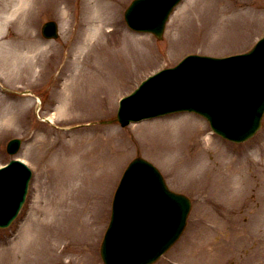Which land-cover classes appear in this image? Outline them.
I'll list each match as a JSON object with an SVG mask.
<instances>
[{"label":"rangeland","instance_id":"rangeland-1","mask_svg":"<svg viewBox=\"0 0 264 264\" xmlns=\"http://www.w3.org/2000/svg\"><path fill=\"white\" fill-rule=\"evenodd\" d=\"M85 1L70 0L66 5V0H57L56 7L41 17L36 31L30 27L33 9L13 16L0 30V81L11 89H31L41 100L39 117L53 119L50 124L37 117L34 96L0 95V164L16 157L32 170L22 211L8 229L0 230V264H64L70 257H58L57 249L69 242L70 251L84 253L80 264H102L99 246L109 220L114 184L137 155L157 166L171 190L187 194L193 202L183 235L155 264L196 263L193 256L199 251L203 264H264V160L254 163L264 157V119L261 131L251 141L231 145L239 150L236 156L240 153L236 159L245 185L238 189L240 193L246 188L244 196L232 194L223 200L231 187L213 191L208 179L203 184L208 183L211 196H216L213 202L204 198L208 191L199 192L201 189L188 185L207 179L220 163L230 164L236 156L221 139L206 142V122L194 115L175 114L125 128L101 124L115 115L119 95L154 68L176 64L182 52L221 55L247 50L264 31V0H183L160 41L128 31L122 14L130 0H113L118 2V19L110 26L115 32L106 34L101 42L115 45L111 54H118L112 61L117 73L106 70L100 61L95 70L89 69L100 48L89 46L77 55V63L70 54L76 52L77 45L66 44L67 32L74 29L67 22L69 15L89 13ZM25 20L28 25L22 23ZM47 20L57 21L58 39L47 41L39 35L41 23ZM19 33L29 39L14 41L11 37ZM123 44L129 50L119 51ZM42 68L43 75H39ZM112 72L114 79L109 80ZM107 81L108 88L104 86ZM65 97L67 109L61 110ZM184 122L194 130L188 137L183 132L176 134ZM14 137L23 141L18 153L10 156L5 148ZM182 142L186 143L181 147ZM159 145L163 149L158 150ZM61 170L70 175L79 170L78 176L92 179L61 183ZM231 182L232 187L239 186L233 179ZM70 192L77 194V202L63 206L61 193L67 197ZM85 198L88 203L83 202ZM203 200L207 204L200 205ZM75 206L84 213L72 222L74 231L69 233V214ZM233 217L236 219L230 220ZM246 221L250 230L245 229ZM61 228L68 229L67 233ZM61 234L68 236L61 239Z\"/></svg>","mask_w":264,"mask_h":264},{"label":"water","instance_id":"water-1","mask_svg":"<svg viewBox=\"0 0 264 264\" xmlns=\"http://www.w3.org/2000/svg\"><path fill=\"white\" fill-rule=\"evenodd\" d=\"M161 1L152 0L150 4L137 8L135 20H139L141 24L145 19L147 21L142 24L143 27H154L155 25L146 18L152 11L156 13L159 10ZM259 51L257 50L256 54ZM162 82L168 84V81L162 80ZM158 85L159 93L162 90L166 91L163 95L160 94L162 102H159L154 109V104L150 101L152 97L147 99L139 97L135 101V105L133 104L134 107H138L137 112H133L124 119L118 117L122 124H127L131 119L155 114L164 101L167 105L174 107L182 98L180 106H195L201 109L202 103L198 102V99L208 98V95L206 98L198 97L197 87L201 84L190 78L179 84L178 88L174 86L175 89L171 86H160V83ZM146 90L143 91V94ZM146 93L148 94L149 91ZM168 94L175 95L177 99L171 100ZM236 97L237 107L240 109L238 112L239 121L229 120L228 124L239 126L240 133L233 134L231 130H228L222 134L230 138L246 139L259 127L260 115L264 109V86L253 87L251 83H247L236 88ZM251 98L254 100H252L254 104L248 111L247 102L249 103ZM221 107L219 105L218 110H221ZM139 108L141 110H138ZM241 110L242 112H240ZM216 122L219 123V120ZM125 174L123 182L115 194L113 217L101 254L105 264H149L178 236L183 227L189 203L184 198L167 192L155 169L141 159L131 162ZM27 178H29L27 172L21 168L16 169L13 165L0 173V182L7 181L8 183L7 187L2 186L0 189V198L6 197V200L2 198L3 201H6V207L9 205L8 207H11L12 210H14V205L19 207L24 197ZM9 197H13L12 201L8 200ZM0 226H2L1 223ZM135 249L141 251L143 255L135 253Z\"/></svg>","mask_w":264,"mask_h":264},{"label":"bare ground","instance_id":"bare-ground-1","mask_svg":"<svg viewBox=\"0 0 264 264\" xmlns=\"http://www.w3.org/2000/svg\"><path fill=\"white\" fill-rule=\"evenodd\" d=\"M107 1H111V0H88V8H89V13L87 15H82L81 17H79L77 19L76 26H77V31L75 32L76 35L74 36V41H76V49L75 50V63L78 62V56L81 52H83V50H85L86 48H88L89 46L92 47H99L100 46V42L99 39L101 36L104 35V27L106 26H110L113 25L116 21V11H117V3L116 2H107ZM67 4L70 3V0H66ZM57 4V0H0V12H2V15H0V19H1V23H0V30L2 29V27H5L9 20L16 15H21L23 14L25 11H30L32 9H35L36 11L40 10H48L53 8L54 5ZM68 16V15H66ZM65 20V17H64ZM66 21V20H65ZM69 22V20H68ZM72 22V18L70 19V23ZM1 34V32H0ZM17 35V34H14ZM4 37V36H3ZM23 37V36H22ZM21 36H13L11 37L14 41L22 38ZM115 46V45H114ZM114 46H103L100 49V53H98L97 58L92 59V63H90L91 65H89V69L95 70L96 66L95 63L100 61V65H103L106 70H112L115 68V64L112 62L114 60V56H112V52L114 50ZM119 50L122 51H126L129 50V48L127 47V45H123ZM99 51V50H98ZM74 54V53H73ZM102 70H104L103 68H101ZM66 100H68L66 97L64 99L63 102H61V110L64 109L66 110ZM71 106H69L68 108H70ZM6 116V115H4ZM51 119V118H50ZM228 169L233 170L234 167L233 166H229ZM78 172L79 170L75 171L74 173H72V175H70L69 173H67L66 170H61V183H64L66 181V183H71L74 181L75 178H80L82 181L86 180V177L91 178L90 176H84V175H79L78 176ZM73 179V180H72ZM72 192H70L67 197H64L63 194L61 193V204L63 206H66L68 204H76L77 202V194L75 192H73V194H71ZM66 194V193H65ZM84 203H88L87 198H85L83 200ZM84 210V209H83ZM80 211L76 210V206H75V210H73L69 216H70V224L69 225V233H71L72 230L71 229V224L72 222L76 223V218L77 216H79L82 212V214L84 213V211ZM61 217H64V214L61 213ZM79 219H77L78 221ZM68 229H64L61 228V232L63 233H67ZM85 234V232H84ZM68 235H62L61 234V239H65L67 238ZM65 253V254H64ZM63 255H65L66 257H70V258H75L76 260H70L69 262H73L76 264H80L79 262L84 261V253L82 254V251H78V252H70V251H61V253L59 254L58 257H62ZM81 255V256H80ZM90 260L87 259V263ZM37 262V261H36ZM37 264H45L44 262H37Z\"/></svg>","mask_w":264,"mask_h":264}]
</instances>
